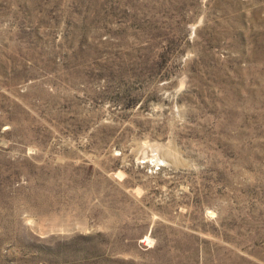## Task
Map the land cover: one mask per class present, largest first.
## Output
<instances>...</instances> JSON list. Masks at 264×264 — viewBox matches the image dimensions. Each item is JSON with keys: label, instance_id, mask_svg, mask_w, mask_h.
Returning <instances> with one entry per match:
<instances>
[{"label": "rangeland", "instance_id": "obj_1", "mask_svg": "<svg viewBox=\"0 0 264 264\" xmlns=\"http://www.w3.org/2000/svg\"><path fill=\"white\" fill-rule=\"evenodd\" d=\"M0 264H264V0H0Z\"/></svg>", "mask_w": 264, "mask_h": 264}]
</instances>
